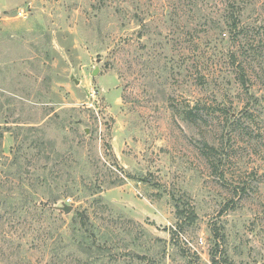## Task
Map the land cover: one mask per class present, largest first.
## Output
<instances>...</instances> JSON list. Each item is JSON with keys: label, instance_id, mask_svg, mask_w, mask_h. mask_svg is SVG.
<instances>
[{"label": "rangeland", "instance_id": "374dc122", "mask_svg": "<svg viewBox=\"0 0 264 264\" xmlns=\"http://www.w3.org/2000/svg\"><path fill=\"white\" fill-rule=\"evenodd\" d=\"M0 135V264H264V0H0Z\"/></svg>", "mask_w": 264, "mask_h": 264}, {"label": "trees", "instance_id": "16d2710c", "mask_svg": "<svg viewBox=\"0 0 264 264\" xmlns=\"http://www.w3.org/2000/svg\"><path fill=\"white\" fill-rule=\"evenodd\" d=\"M236 21L235 20H231L230 23H229V26L231 28V30L233 32H235L237 30V25L235 23ZM240 75H242L243 77H241V79H239V81L241 82V85L244 87L245 86V81H244V71L243 69L240 70ZM22 128V127H21ZM33 129H36L38 130L39 128L37 127H31ZM1 136V135H0ZM37 156L39 158H43L44 157V153L41 152L40 150L36 153ZM25 190V189H24ZM62 193H64V190L62 191ZM61 193V194H62ZM64 195H62L61 197L59 198H54L50 201L51 205L53 204H56L58 202V200H60ZM36 204L34 205V209H37L39 212H43L42 210H39L38 208H36ZM51 209V208H50ZM45 210L44 212L45 213H50V214H54L56 210H60L59 208L55 209V210ZM64 211L60 212V226L57 228V232H58V235H57V238L56 240L59 241L60 245H63V247H61V249H59V251L57 252V249L58 247L54 248L53 250L55 251L52 258H53V264H82L83 262V259H81V256L80 255H76L74 256V258H70V257H67L68 258V261L65 262V261H62V258L65 256V254L68 252V253H71V252H74V249L75 248H79L78 245H76V241L75 239H73L75 237V233H81L84 232L85 230H87L89 228V224H88V217L87 215L85 214L86 212H81L80 214H78L77 216H79V225L76 223V220H70L68 219V215H64ZM67 217V219H66ZM75 221V222H74ZM74 224H76V226L78 225L80 227V229H78L77 227L74 226ZM77 252H80L79 249H77ZM75 253V252H74ZM131 257L132 258H135L137 260H145L144 257H140L138 254H133V253H130ZM65 258V257H64ZM214 258V257H213ZM212 258V262H216L214 261V259Z\"/></svg>", "mask_w": 264, "mask_h": 264}, {"label": "water", "instance_id": "95a60500", "mask_svg": "<svg viewBox=\"0 0 264 264\" xmlns=\"http://www.w3.org/2000/svg\"><path fill=\"white\" fill-rule=\"evenodd\" d=\"M93 74H96V71L93 73ZM62 210L65 212V213H69V211L71 210V207H63Z\"/></svg>", "mask_w": 264, "mask_h": 264}]
</instances>
